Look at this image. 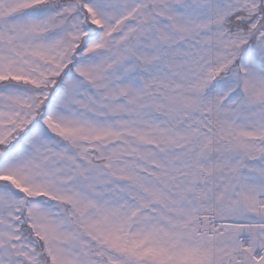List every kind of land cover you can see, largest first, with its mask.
<instances>
[{
    "label": "snow or ice",
    "instance_id": "1",
    "mask_svg": "<svg viewBox=\"0 0 264 264\" xmlns=\"http://www.w3.org/2000/svg\"><path fill=\"white\" fill-rule=\"evenodd\" d=\"M0 264H264V0H0Z\"/></svg>",
    "mask_w": 264,
    "mask_h": 264
}]
</instances>
